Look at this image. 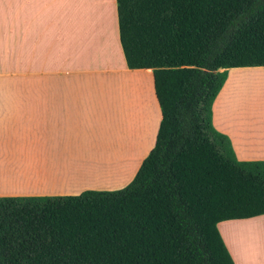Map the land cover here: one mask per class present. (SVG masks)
<instances>
[{
  "label": "trees",
  "instance_id": "obj_1",
  "mask_svg": "<svg viewBox=\"0 0 264 264\" xmlns=\"http://www.w3.org/2000/svg\"><path fill=\"white\" fill-rule=\"evenodd\" d=\"M129 68L161 119L125 186L0 196V264H234L217 228L264 214V160L212 125L227 69L264 65V0H116Z\"/></svg>",
  "mask_w": 264,
  "mask_h": 264
},
{
  "label": "crops",
  "instance_id": "obj_2",
  "mask_svg": "<svg viewBox=\"0 0 264 264\" xmlns=\"http://www.w3.org/2000/svg\"><path fill=\"white\" fill-rule=\"evenodd\" d=\"M256 84L264 65L230 67L212 103L238 160H264ZM160 119L152 69L126 64L116 0H0V196L121 188ZM217 228L234 264H264V214Z\"/></svg>",
  "mask_w": 264,
  "mask_h": 264
},
{
  "label": "rangeland",
  "instance_id": "obj_3",
  "mask_svg": "<svg viewBox=\"0 0 264 264\" xmlns=\"http://www.w3.org/2000/svg\"><path fill=\"white\" fill-rule=\"evenodd\" d=\"M248 80H253L251 84L255 83L254 77H250V79H248ZM255 87L259 90V94H263L264 93V89H263L264 88V84H262V86L259 85V84H256ZM251 88H252V86H251ZM252 92H254V91H252ZM240 238L242 240L246 241V242L251 241L250 236L248 234L242 235V236H240ZM245 247H248V246L245 245Z\"/></svg>",
  "mask_w": 264,
  "mask_h": 264
}]
</instances>
